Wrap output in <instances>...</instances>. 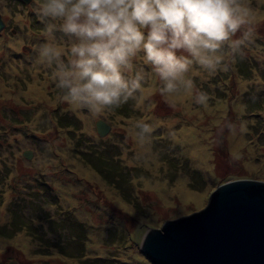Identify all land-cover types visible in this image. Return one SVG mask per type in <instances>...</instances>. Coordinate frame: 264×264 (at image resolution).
Here are the masks:
<instances>
[{
    "label": "rangeland",
    "instance_id": "obj_1",
    "mask_svg": "<svg viewBox=\"0 0 264 264\" xmlns=\"http://www.w3.org/2000/svg\"><path fill=\"white\" fill-rule=\"evenodd\" d=\"M36 3L0 0V264H153L141 249L149 228L203 209L226 181L264 180V0H242L254 35L229 71L192 77L205 105L161 96L138 60L143 108L97 116L60 102L37 62ZM137 120L156 125L143 145Z\"/></svg>",
    "mask_w": 264,
    "mask_h": 264
},
{
    "label": "clouds",
    "instance_id": "obj_2",
    "mask_svg": "<svg viewBox=\"0 0 264 264\" xmlns=\"http://www.w3.org/2000/svg\"><path fill=\"white\" fill-rule=\"evenodd\" d=\"M33 11L45 40L36 59L50 70L57 99L93 116L130 100L143 108L148 73L138 60L161 96L184 91L205 105L192 77L229 71L254 35L242 0H37ZM155 128L137 120L131 132L143 145Z\"/></svg>",
    "mask_w": 264,
    "mask_h": 264
},
{
    "label": "water",
    "instance_id": "obj_3",
    "mask_svg": "<svg viewBox=\"0 0 264 264\" xmlns=\"http://www.w3.org/2000/svg\"><path fill=\"white\" fill-rule=\"evenodd\" d=\"M5 27L0 11V30ZM96 127L101 136L112 131L104 119ZM141 249L153 264H264V180L220 184L203 209L149 228Z\"/></svg>",
    "mask_w": 264,
    "mask_h": 264
}]
</instances>
